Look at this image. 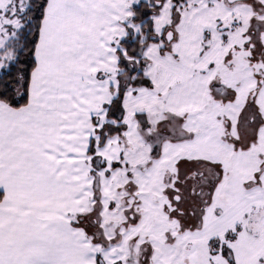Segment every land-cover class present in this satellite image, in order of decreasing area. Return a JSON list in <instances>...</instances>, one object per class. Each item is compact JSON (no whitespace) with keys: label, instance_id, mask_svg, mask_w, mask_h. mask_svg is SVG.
<instances>
[{"label":"snow or ice","instance_id":"snow-or-ice-1","mask_svg":"<svg viewBox=\"0 0 264 264\" xmlns=\"http://www.w3.org/2000/svg\"><path fill=\"white\" fill-rule=\"evenodd\" d=\"M0 264H264V0H0Z\"/></svg>","mask_w":264,"mask_h":264}]
</instances>
